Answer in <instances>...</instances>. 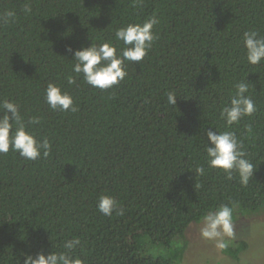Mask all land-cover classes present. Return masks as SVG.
<instances>
[{
    "label": "trees",
    "instance_id": "obj_1",
    "mask_svg": "<svg viewBox=\"0 0 264 264\" xmlns=\"http://www.w3.org/2000/svg\"><path fill=\"white\" fill-rule=\"evenodd\" d=\"M6 10L16 20L0 24V101L18 103L25 123L38 117L29 130L52 148L35 161L0 153V264L73 238L85 264H180L187 229L207 211L235 202L234 212H264V62L248 64L243 45L245 31L264 36V0H0ZM154 14L157 39L118 86L68 84L67 47L119 43L118 28ZM246 77L257 111L227 129L256 166L242 186L207 166L204 147L209 128L226 130L221 110ZM49 82L70 93L75 113L49 108ZM101 195L123 215L101 214ZM246 249L224 252L237 260Z\"/></svg>",
    "mask_w": 264,
    "mask_h": 264
},
{
    "label": "clouds",
    "instance_id": "obj_2",
    "mask_svg": "<svg viewBox=\"0 0 264 264\" xmlns=\"http://www.w3.org/2000/svg\"><path fill=\"white\" fill-rule=\"evenodd\" d=\"M23 10L26 14L30 13V4H25ZM15 20L14 10H6L0 14V24H9ZM159 23L160 20L154 14L142 23H129L118 28L115 31V40L123 44L122 48L119 47V43L112 42L99 45L91 42L89 46H81L79 49L67 47L65 52L72 56L74 73V76L68 77V84H75L77 78L82 77L83 81L94 89L103 91L118 86L127 76L128 63H139L148 55L157 39L153 29ZM243 45L248 64L259 65L264 62V36L255 30L245 31ZM234 87L230 102L222 108L220 114L226 130L209 128L206 132L205 162L210 169L221 170L228 180H233L235 174L239 178V183L247 186L253 178L256 166L246 158L243 141L238 138L236 132L227 129L239 124L243 118L251 117L257 111V105L250 94L247 77ZM166 96L167 102L175 106L176 93L168 92ZM44 100L53 111L75 113L78 110L73 97L59 84L51 82L47 84ZM40 123L38 117H31L25 123L18 103L7 99L0 101V153L6 154L11 150L20 157L32 161L41 158L42 155L47 157L51 152V143L47 138L37 139L29 130L30 125ZM246 130L249 134L252 133L251 126ZM194 173L196 176H202L205 168L197 166ZM235 208V202L222 204L214 210L207 211L202 217L200 235L205 240L213 241L218 250H225L229 246L230 238L234 236ZM97 209L109 217L114 212L117 215H123L124 212L118 201L109 195H101L98 198ZM80 244L79 238H73L64 243L63 251H50L45 254L41 250L35 255L21 253L23 264H85L84 260L72 254Z\"/></svg>",
    "mask_w": 264,
    "mask_h": 264
},
{
    "label": "rangeland",
    "instance_id": "obj_3",
    "mask_svg": "<svg viewBox=\"0 0 264 264\" xmlns=\"http://www.w3.org/2000/svg\"><path fill=\"white\" fill-rule=\"evenodd\" d=\"M233 224L234 236L230 238L228 248H235L241 242L247 243V249L237 260L224 250H218L213 241L201 237L200 222L192 223L186 231L189 246L180 264H264V212H234Z\"/></svg>",
    "mask_w": 264,
    "mask_h": 264
}]
</instances>
